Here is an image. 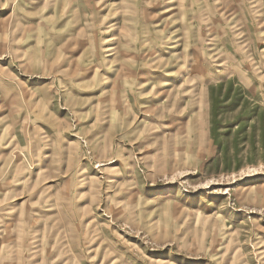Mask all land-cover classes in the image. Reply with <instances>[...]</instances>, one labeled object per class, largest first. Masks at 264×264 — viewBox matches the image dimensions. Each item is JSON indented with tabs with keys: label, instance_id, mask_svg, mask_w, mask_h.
<instances>
[{
	"label": "rangeland",
	"instance_id": "obj_1",
	"mask_svg": "<svg viewBox=\"0 0 264 264\" xmlns=\"http://www.w3.org/2000/svg\"><path fill=\"white\" fill-rule=\"evenodd\" d=\"M0 264H264V0H0Z\"/></svg>",
	"mask_w": 264,
	"mask_h": 264
}]
</instances>
